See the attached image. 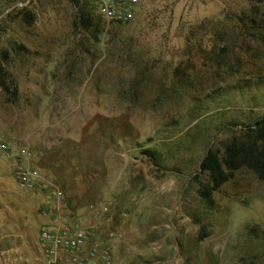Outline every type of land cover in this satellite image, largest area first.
I'll use <instances>...</instances> for the list:
<instances>
[{
	"label": "rangeland",
	"instance_id": "obj_1",
	"mask_svg": "<svg viewBox=\"0 0 264 264\" xmlns=\"http://www.w3.org/2000/svg\"><path fill=\"white\" fill-rule=\"evenodd\" d=\"M90 8L81 28L71 0H0V61L19 87L0 88L15 151L0 154V189L22 192L29 146L72 213L117 205L113 264H264V179L243 167L211 205L201 193L206 153L264 118V0H138L126 22Z\"/></svg>",
	"mask_w": 264,
	"mask_h": 264
},
{
	"label": "built area",
	"instance_id": "obj_2",
	"mask_svg": "<svg viewBox=\"0 0 264 264\" xmlns=\"http://www.w3.org/2000/svg\"><path fill=\"white\" fill-rule=\"evenodd\" d=\"M138 0H92L95 12L109 21L126 22L132 19ZM14 146L0 143V154L14 155ZM25 163L14 171L20 190L48 193L40 205V215L46 219L41 225L38 247L45 264H113V241L118 238L114 228L115 207L112 201L100 200L87 206L84 220L72 213L59 181L31 166L33 152L29 146L22 150ZM68 214L65 215V211ZM126 213L121 214L125 218Z\"/></svg>",
	"mask_w": 264,
	"mask_h": 264
},
{
	"label": "trees",
	"instance_id": "obj_3",
	"mask_svg": "<svg viewBox=\"0 0 264 264\" xmlns=\"http://www.w3.org/2000/svg\"><path fill=\"white\" fill-rule=\"evenodd\" d=\"M77 7V26L90 28L93 23L92 0H71ZM90 1V2H89ZM262 1V0H259ZM93 8V7H92ZM24 20L30 25L35 16L25 9ZM0 88L9 93L13 100L19 97V87L13 73L0 61ZM199 119V118H198ZM252 132L241 138H233L225 144L221 154L208 151L201 162V169L209 176V184L201 193L211 205L213 192L233 178L234 172L247 167L264 179V118L255 124ZM255 131V132H253ZM201 237H205L202 235Z\"/></svg>",
	"mask_w": 264,
	"mask_h": 264
},
{
	"label": "crops",
	"instance_id": "obj_4",
	"mask_svg": "<svg viewBox=\"0 0 264 264\" xmlns=\"http://www.w3.org/2000/svg\"><path fill=\"white\" fill-rule=\"evenodd\" d=\"M0 190L8 197L0 202V264H39L36 247L39 230L46 221L37 211V199L42 197L40 192ZM114 211L117 214V205Z\"/></svg>",
	"mask_w": 264,
	"mask_h": 264
}]
</instances>
